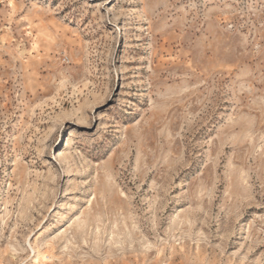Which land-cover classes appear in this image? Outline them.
I'll use <instances>...</instances> for the list:
<instances>
[{"label":"rangeland","instance_id":"1","mask_svg":"<svg viewBox=\"0 0 264 264\" xmlns=\"http://www.w3.org/2000/svg\"><path fill=\"white\" fill-rule=\"evenodd\" d=\"M0 264H264V0H0Z\"/></svg>","mask_w":264,"mask_h":264}]
</instances>
